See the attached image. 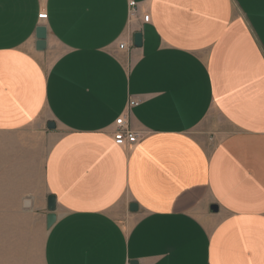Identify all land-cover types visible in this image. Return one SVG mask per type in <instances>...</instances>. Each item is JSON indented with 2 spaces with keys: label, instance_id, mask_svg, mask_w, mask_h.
I'll return each mask as SVG.
<instances>
[{
  "label": "crops",
  "instance_id": "1",
  "mask_svg": "<svg viewBox=\"0 0 264 264\" xmlns=\"http://www.w3.org/2000/svg\"><path fill=\"white\" fill-rule=\"evenodd\" d=\"M0 136L45 264H264V0H0Z\"/></svg>",
  "mask_w": 264,
  "mask_h": 264
},
{
  "label": "rangeland",
  "instance_id": "2",
  "mask_svg": "<svg viewBox=\"0 0 264 264\" xmlns=\"http://www.w3.org/2000/svg\"><path fill=\"white\" fill-rule=\"evenodd\" d=\"M13 142L7 159V138L0 136V264H45L47 220L34 199L39 177L23 167L22 152L12 153Z\"/></svg>",
  "mask_w": 264,
  "mask_h": 264
},
{
  "label": "water",
  "instance_id": "3",
  "mask_svg": "<svg viewBox=\"0 0 264 264\" xmlns=\"http://www.w3.org/2000/svg\"><path fill=\"white\" fill-rule=\"evenodd\" d=\"M36 38H37V44L36 48L38 51H45L47 48V28L44 26L38 27L36 31ZM134 45L136 48H141L143 45V35L141 33H137L134 38ZM50 129L55 128L54 123H50L49 125ZM48 211L49 214L47 215V229L50 230L54 224L57 221V215H56V210H57V199L55 196L51 195L48 197ZM132 210L136 211L137 206L133 205ZM214 210H217V208H214ZM131 264H138V262L133 261Z\"/></svg>",
  "mask_w": 264,
  "mask_h": 264
},
{
  "label": "built area",
  "instance_id": "4",
  "mask_svg": "<svg viewBox=\"0 0 264 264\" xmlns=\"http://www.w3.org/2000/svg\"><path fill=\"white\" fill-rule=\"evenodd\" d=\"M131 12L132 14H135L137 12V4L134 1H131ZM48 17L47 13H43L39 15L40 20H46ZM143 20L145 22H149L150 16L145 15L143 17ZM125 45H121V49H124ZM137 105V102L131 100L129 102V108H132L133 106ZM129 115V112L122 115L116 122V125L118 127V131L115 134V142L118 146H125L126 144H136L138 142V135L134 131H132L129 127H127V116Z\"/></svg>",
  "mask_w": 264,
  "mask_h": 264
}]
</instances>
